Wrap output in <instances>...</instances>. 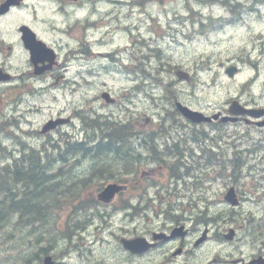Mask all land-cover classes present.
<instances>
[{"label": "rangeland", "instance_id": "374dc122", "mask_svg": "<svg viewBox=\"0 0 264 264\" xmlns=\"http://www.w3.org/2000/svg\"><path fill=\"white\" fill-rule=\"evenodd\" d=\"M80 1L44 0L51 22L65 30V35H59L65 42V53L78 48L87 18L94 21L101 14H107L112 18V24L108 25L115 28L122 23L123 16H128L126 22L129 24L128 32L111 28L109 34L95 44L92 28L87 36L92 51H108L113 55L107 58L94 56L80 66L78 61L70 66L72 71L81 69L85 72L87 68L95 71L96 76L85 77L89 85L82 82V101L89 102L88 97L101 88L119 98V102L112 105L100 97L92 101L90 104L97 111L94 118L113 122L114 128L128 121L136 130H150L162 123L164 129H169L172 119L178 124L183 122L176 113L169 112L174 110L175 99L205 113L223 110L233 98L246 106L264 105V0H121L123 7L116 5L113 8L109 2L108 5L99 4L97 13L95 0H88L87 7L82 8L78 7ZM64 7L67 9L65 14ZM144 8L145 12L140 13ZM223 16L225 20H222ZM96 28L100 38L103 27ZM155 46L158 56L153 55ZM229 65L238 67L233 77L224 73V68ZM177 67L189 78L179 80ZM165 86L171 90L167 92ZM167 112V120L160 121ZM146 118L151 121L147 123ZM180 127L175 128L176 133L185 139L187 148L183 156L164 158L167 162L159 171L165 170L170 176L166 182L158 186L140 185L137 188L140 195L129 190L122 196L124 201L112 205L97 203L93 198L95 188L104 183L103 179H94L84 188L70 189L74 188L69 186L72 179L79 174L85 176L90 171H98L99 163L95 157L80 158L76 169H67L73 162L69 158L58 171L48 168L43 172V182L60 180L53 188L52 185L49 187L57 192L50 200L42 196L44 205L36 213L39 222L25 220L34 217V211L22 216L18 211L11 212L0 225V264H42L38 259L41 248H45L46 254L59 258L60 264H73L74 255H78L75 247H67L68 239L53 233H58L62 217H70L82 210L73 198L75 190L80 191L85 207H89L77 217H235L236 221L242 220L238 217H264V200L259 203L243 201L238 208L240 215H234L222 199L232 182L229 177L231 167H237L236 177L243 193L252 188L249 176H246L249 167L256 166L250 169L264 172V128L244 122L203 124L197 127L198 130L191 125ZM95 132L98 128L82 129V140L89 139ZM134 149L135 154L146 155L138 142H134ZM105 155L110 156L107 160L112 162L113 152ZM137 160V166H155L149 163L151 158ZM36 168L31 169L34 174L35 171L42 172ZM122 168V164L115 165L117 171ZM173 170H176L174 175ZM260 175L264 173L254 174L256 179ZM263 181L264 178L260 179ZM92 185H95L94 189L90 188ZM172 193L186 195L191 203L182 208L175 205L173 197L169 196ZM56 198L69 203L47 205V201L52 203ZM212 199L217 203L212 204ZM69 223L71 225V221ZM210 245L228 248L218 238H213ZM64 249H67L65 253ZM85 258L82 264L96 262L92 257Z\"/></svg>", "mask_w": 264, "mask_h": 264}, {"label": "flooded vegetation", "instance_id": "af4514ba", "mask_svg": "<svg viewBox=\"0 0 264 264\" xmlns=\"http://www.w3.org/2000/svg\"><path fill=\"white\" fill-rule=\"evenodd\" d=\"M110 1L106 0V3ZM115 1L118 7H123L121 0ZM36 2L0 0V165L9 158V170H13V173H16L21 162L27 163L21 166L22 169L31 171V162L40 159L42 166L36 169L45 172L48 168L57 170L56 164L59 168L63 167L67 162L66 156L73 154V162L67 166L69 170L77 168L75 165L80 158L95 157L100 175H97L98 171H90L86 175L103 178L106 183L122 184L124 191H128L137 181L128 182L125 176L122 177L125 181H118L121 171L112 176V167H109L107 160L110 156L105 154L114 153L116 147L120 148L116 152L128 157L129 161L121 160L122 164L112 156L110 163L125 167L137 159L148 158L149 154L165 155L166 149L178 147L172 138L178 132L175 128H181L184 122L178 124L176 119H172L166 138L152 141L150 149L141 144L140 139L144 134H140L139 130L129 132L128 122L122 123L121 132L116 134L107 130L113 122H101L100 126L95 124L94 130L98 128V132L82 140L83 125L92 123L97 111L91 105L88 108L77 105L81 103V97L72 96L73 87L75 83L78 84L75 77H80L82 73L69 70L67 60L77 56V60L87 61L93 55L87 38L90 30L95 29L100 21L112 24V18L104 13L94 21L87 18L79 36L77 54L65 53V44L59 36L64 35L65 31L59 34L55 24L50 23L40 9L39 0ZM27 39L32 40L33 46ZM67 72L72 75L67 76ZM67 77H73V80ZM168 90H171L169 86ZM66 94L73 99L72 102L67 103ZM97 98L95 95L94 100ZM169 112L175 115L173 110ZM167 115L168 112L160 121L167 120ZM134 142L141 145L146 155L135 154ZM82 143L91 145L93 153L89 145L81 149ZM107 149L110 152H106ZM21 155L22 158L17 159ZM158 169L141 168L139 180L145 177L141 185H163L165 176ZM3 172L6 171L1 168L0 173ZM83 178L79 174L71 186L78 187ZM235 192L241 204L244 194L236 187ZM169 196L173 197L175 205L184 204L187 207L191 203V199L184 194L172 193ZM263 197L255 198V201ZM238 218L242 220L236 221L235 217H109L105 226L101 223L94 227L107 236L102 234L100 238L101 242L105 241V257L101 264H264V217ZM80 227L76 219L71 220V237L66 236L67 247H75L79 255H84L78 247ZM73 237L78 242L74 243ZM123 238H142L143 248L132 252L122 244ZM213 238H218L228 248L211 246ZM147 243L151 246L146 247ZM44 249L41 248L40 257L47 255Z\"/></svg>", "mask_w": 264, "mask_h": 264}, {"label": "trees", "instance_id": "16d2710c", "mask_svg": "<svg viewBox=\"0 0 264 264\" xmlns=\"http://www.w3.org/2000/svg\"><path fill=\"white\" fill-rule=\"evenodd\" d=\"M165 89L167 90V86H165ZM116 149L120 150V148H117V147ZM116 149L113 153V156L115 157L113 158L114 160L121 162V160L127 159L129 161L128 157H123L119 155L116 152ZM106 152H110V150L107 149ZM33 161L31 162V165H30L32 168L42 166L40 163V159H34ZM25 163L26 162H21L16 170V173L14 174L15 178L17 179L18 186L13 190L16 195H23L24 196L23 199L20 201H17L14 205L6 207L4 205L11 202L10 197L8 196L6 190L8 191L10 190L7 187V185L5 186V184L3 185L2 188H0V190L4 189L3 193L0 194V225L5 222L6 217H8L11 212L19 211L20 216L27 214L29 212L33 213V206L35 205V203H32V201H35L37 203L38 201H40V198L43 195H47V198H49L48 200H50L51 198H53L55 192H57L51 189L45 192H42V190L38 191V189L40 188V185L43 183L44 173L43 172L36 173L35 171V174H34V171H27V170L22 169L21 166H26L27 163L26 164ZM108 163L110 165L109 167L113 168L115 166V165H112L110 162ZM121 163L123 164V162ZM5 173L6 172H3L2 174H5ZM96 173L97 175H100V171ZM76 180L77 178L72 179V183H75ZM70 189H76V187L70 188ZM1 195H4V196L1 197ZM32 219H33L32 217H26L25 220L29 222Z\"/></svg>", "mask_w": 264, "mask_h": 264}, {"label": "water", "instance_id": "95a60500", "mask_svg": "<svg viewBox=\"0 0 264 264\" xmlns=\"http://www.w3.org/2000/svg\"><path fill=\"white\" fill-rule=\"evenodd\" d=\"M236 71V67L231 66L229 68L226 69V72L231 75ZM178 74H180V72H178ZM179 77H181V75H179ZM178 109L182 112V114L184 116H186L187 118H189L190 120H192L193 122H201V121H208L210 119V117H206L204 116L202 113H199L197 111H192L190 109H188L185 106H182L180 103L177 104ZM230 113H234V114H239V113H247L249 115L252 116H260L262 114H264V109H245L243 107H241L236 101H234L231 106L229 107L228 110ZM213 118H217L218 114H214L212 116ZM235 120V118H230V117H222L221 120L223 121H227V120ZM115 187L110 185L108 188H106L101 194L102 196L105 198V200L110 199L113 196V193L115 192ZM225 199L230 201L231 203H234L235 200L233 199V195H232V190L230 189L229 192L227 193V195L225 196ZM45 264H50L48 259L45 261Z\"/></svg>", "mask_w": 264, "mask_h": 264}, {"label": "bare ground", "instance_id": "6f19581e", "mask_svg": "<svg viewBox=\"0 0 264 264\" xmlns=\"http://www.w3.org/2000/svg\"><path fill=\"white\" fill-rule=\"evenodd\" d=\"M123 1H124V0H123ZM111 3L113 4V6H116V1H115V0H111V1H110V4H111ZM122 5H123V4H122ZM117 6H118V5H117ZM119 7H120V6H119ZM121 7H122V6H121ZM169 86H171V82H170V85H169ZM121 152H122V151H121ZM101 154H102V153H101ZM129 154H130V153H129ZM66 250H67V249H64L63 252L65 253ZM47 255H50V254H47ZM45 256H46V255H45ZM51 256H52V255H51Z\"/></svg>", "mask_w": 264, "mask_h": 264}]
</instances>
